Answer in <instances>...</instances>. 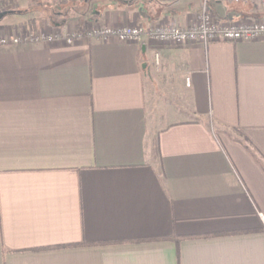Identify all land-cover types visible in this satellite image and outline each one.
<instances>
[{"label":"crops","instance_id":"1","mask_svg":"<svg viewBox=\"0 0 264 264\" xmlns=\"http://www.w3.org/2000/svg\"><path fill=\"white\" fill-rule=\"evenodd\" d=\"M144 1H4L0 36L200 11ZM0 264H264V39L0 44Z\"/></svg>","mask_w":264,"mask_h":264},{"label":"built area","instance_id":"2","mask_svg":"<svg viewBox=\"0 0 264 264\" xmlns=\"http://www.w3.org/2000/svg\"><path fill=\"white\" fill-rule=\"evenodd\" d=\"M201 2L199 13L186 25H178L169 20L152 21L148 24L127 23L123 25H108L93 22L76 27L67 32L54 30L52 32L34 30L30 27L20 28L16 34L0 36V44L33 43L51 39H63L72 43L78 37H88L106 40L115 37L119 41L138 43L143 37L153 41L168 44L201 43L212 41H255L264 39V18L236 19L232 21L218 20L207 10V0ZM264 5V0H244Z\"/></svg>","mask_w":264,"mask_h":264},{"label":"rangeland","instance_id":"3","mask_svg":"<svg viewBox=\"0 0 264 264\" xmlns=\"http://www.w3.org/2000/svg\"><path fill=\"white\" fill-rule=\"evenodd\" d=\"M4 1L10 2L11 0H0V4H2V2ZM151 2L155 3L154 6L157 4V2L154 0H145L143 4H141V6H143L142 8L149 9L150 8L149 5L152 4ZM120 3H122V1H120ZM148 3L150 4L148 5ZM181 3L184 6L186 12L188 13H194L196 9H200V5H201V2L199 0H182ZM255 6L256 8L259 7V8L264 9V5L262 4L253 3L250 1H244V0H207V3H206L207 10L212 11L215 14V17L223 21H231L235 18L241 17L243 15L240 14L241 12L240 13L237 12L238 10L247 12V10L254 9ZM87 24H90V23L81 24V25L85 26ZM124 24H127V23H124ZM120 25H123V24H120ZM25 27L26 26H22L21 28H25Z\"/></svg>","mask_w":264,"mask_h":264},{"label":"trees","instance_id":"4","mask_svg":"<svg viewBox=\"0 0 264 264\" xmlns=\"http://www.w3.org/2000/svg\"><path fill=\"white\" fill-rule=\"evenodd\" d=\"M203 236H206V235H201V237H203ZM166 238H172V237H166Z\"/></svg>","mask_w":264,"mask_h":264}]
</instances>
